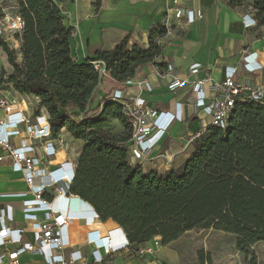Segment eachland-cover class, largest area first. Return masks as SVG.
<instances>
[{"label": "trees", "instance_id": "16d2710c", "mask_svg": "<svg viewBox=\"0 0 264 264\" xmlns=\"http://www.w3.org/2000/svg\"><path fill=\"white\" fill-rule=\"evenodd\" d=\"M63 1L17 0L24 22L16 34L19 50L0 38L11 67L6 76L1 72L0 84L7 79L19 94L39 98L53 136L64 128L83 140L69 193L88 202L101 221L119 225L130 248L154 236L166 245L193 228L233 234L239 250L264 241V103L236 101L228 126H208L180 167L144 172L128 160L131 128L121 104L103 97L92 105L99 84L93 61H102L116 82L132 78L139 66L161 55L166 25L149 29L147 47L129 45L126 35L110 50L98 49L94 58L78 62L71 55ZM251 8L264 24V0H252ZM113 121L123 126L121 133L110 131Z\"/></svg>", "mask_w": 264, "mask_h": 264}, {"label": "crops", "instance_id": "0c3cea01", "mask_svg": "<svg viewBox=\"0 0 264 264\" xmlns=\"http://www.w3.org/2000/svg\"><path fill=\"white\" fill-rule=\"evenodd\" d=\"M174 1L178 4L175 5ZM252 0H244L239 6L231 7L228 0H64L59 3L62 8L63 20L67 26L72 28L70 38V49L73 59L83 62L87 58H94L95 51L110 50L124 36H129V45L138 43L142 47L148 46L147 34L149 29L157 23L165 24L168 10L175 7H190L202 12V18L189 24L185 19H170L171 26L167 33L160 39L161 55L153 62L139 66L133 77V84L123 87L122 82H116L107 74L106 79L96 89L93 106L106 97L110 92L122 87L134 95H141L147 104L158 110L172 109L174 102H184L190 96V87L187 86L177 92H170L166 83L170 75L166 71V65L174 67V74L186 78L188 81L197 79L205 80V88L214 81L223 77L226 67H233L242 62L246 53L257 52L264 61V24L247 27L243 22V16L249 14L254 16L251 8ZM17 15V11H15ZM166 25V24H165ZM20 45V41L13 37ZM198 63V71L189 74V67ZM10 66V65H9ZM158 72H163L162 78ZM240 78L248 79L250 84H261L264 80V70L256 73H239ZM147 79L151 90L138 86L137 82ZM5 95L8 100H13L14 112L32 116L45 114L44 108H39V98L33 95H22L13 90L12 94H4L0 90V96ZM35 100L34 106L29 102ZM6 118L3 108H0V120ZM200 130L198 119L192 114V108L184 107V120L174 122L159 145L151 152L148 160L144 163L143 171H154L164 174L170 169L180 167L189 157L193 150L192 142L187 143L189 136ZM24 136L25 133L23 132ZM59 136H72L63 128ZM80 148L75 153H69L64 145L59 147L55 155L44 160L42 151L37 148L31 156L42 159L46 170H53L64 160L76 161L83 140L80 139ZM15 147L20 145V137L13 138ZM0 211L7 207L12 215V220H6V226L10 229L28 227L32 221L23 216V200L32 199L33 195L21 196L20 193L29 192L30 186L26 183L23 174L15 171L12 166V158L7 152L0 148ZM56 194L53 188L45 193L44 198L51 199ZM84 201V200H83ZM85 202V201H84ZM88 203V202H86ZM89 204V203H88ZM90 205V204H89ZM72 211L84 210L82 206L74 201L70 205ZM64 210H66V205ZM37 217L41 218L40 212ZM118 226L111 220L70 221L67 226L69 242L75 246L82 243L85 233L90 230H99L98 234H106ZM1 229V225H0ZM124 235L122 231H116V235ZM33 233L30 231L22 234V242H32ZM18 247L17 244L6 242L0 246V255H8ZM86 254L85 264H95L90 256V251L95 247L79 245ZM75 248V247H74ZM72 249H65L64 254ZM57 254V252H50ZM21 264H46L44 256L31 252H23L19 255ZM1 264H11L7 256L0 261Z\"/></svg>", "mask_w": 264, "mask_h": 264}, {"label": "built area", "instance_id": "2783aa9c", "mask_svg": "<svg viewBox=\"0 0 264 264\" xmlns=\"http://www.w3.org/2000/svg\"><path fill=\"white\" fill-rule=\"evenodd\" d=\"M175 5L178 4L174 1ZM185 19L189 24L202 18V12L190 7L171 8L165 17L166 28L171 26L170 19ZM245 26L252 27L258 25L254 16L246 14L243 16ZM24 22L17 14L10 18L7 15L0 17V38H12L14 34L20 33ZM5 53L0 50V63ZM264 54V53H263ZM6 59V55H4ZM95 70L99 75V84L108 74L102 61H93ZM166 71L170 79L166 87L170 92H177L190 87V96L184 102H174L173 108L168 110H158L147 104L141 95H134L125 90V86L133 84V77L122 82L121 89H115L106 97L108 100H116L122 106V114L125 116L131 128V138L127 143L128 160L132 165L141 166L148 160L151 152L159 145V142L172 126L174 122L184 120V107L192 108V114L198 119L200 130L189 136L187 143L192 142L204 130L212 125L225 128L229 124L232 109L236 101L255 100L264 103V80L261 84H250L248 79L240 78V72L256 73L264 70V61L257 52L246 53L242 62L233 67H226L223 77L219 81L211 82L205 88V80L197 79L188 81L174 74V67L167 64ZM200 65L194 63L189 67L188 73L194 74ZM2 67L0 64V74ZM163 78V72H158ZM98 84V85H99ZM138 86H143L146 90H151V85L147 79L137 82ZM13 100H8L5 95L0 96V108L6 113V118L0 120V148L5 150L13 160L12 166L15 171H20L26 183L30 186L29 192L18 195H33L32 199L23 200V216L26 220L32 221L28 227L10 229L6 226V220H12V215L7 207L0 211V246L6 242L17 244L18 247L8 255H0V261L7 256L11 264H21L19 255L23 252H31L44 256L46 264H85L86 254L82 252L79 245H91L95 247L90 251V256L95 264H113L110 262L111 253H117L125 248H129V243L124 230L119 226L125 235V241L116 245H110L111 232L105 235L98 234L99 230H90L85 233L82 243L73 246L69 242L67 226L70 221L100 220L94 208L84 202L80 197L69 193L70 185L75 175L76 161L64 160L53 170H46L41 162L42 159L31 156L37 148L42 151L44 160L55 155L57 149L63 145V140L57 134L53 136L51 125L47 114H37L32 116L23 115L21 112H14L12 109ZM204 116H200V114ZM22 128L25 135L23 136ZM20 137V145L15 147L13 138ZM2 156L0 155V160ZM50 188L56 191L52 198L46 199L44 195ZM76 201L81 207V202L88 205L84 210L70 209V205ZM66 205V210H64ZM40 212L41 218L37 217ZM30 231L33 233L32 242H22V234ZM151 240L155 243L160 241L159 236H154ZM75 247V248H74ZM64 254L65 249H72ZM57 252V254H49ZM1 264V263H0Z\"/></svg>", "mask_w": 264, "mask_h": 264}, {"label": "rangeland", "instance_id": "374dc122", "mask_svg": "<svg viewBox=\"0 0 264 264\" xmlns=\"http://www.w3.org/2000/svg\"><path fill=\"white\" fill-rule=\"evenodd\" d=\"M18 10L17 0H0V14L10 18L15 16ZM13 37L17 39V35ZM12 38L4 41L19 50V45ZM0 50L1 47H0ZM5 55V54H4ZM1 59L2 71L4 76L11 72V67L4 59ZM106 79L105 77L102 79ZM4 79L0 84V90L4 94H12L13 88ZM35 100L29 102L32 107ZM93 111V115L96 114ZM200 116H204L202 113ZM123 126L118 121H113L110 131L121 133ZM24 128H22V131ZM24 132V131H23ZM80 139L65 136L63 145L69 153L78 151ZM83 252V251H82ZM84 253V252H83ZM85 254V253H84ZM110 262L113 264H264V241H259L247 246L244 250L237 248V237L214 228H193L185 232L178 239L162 245L160 241L155 243L153 240L133 248H125L117 253H111Z\"/></svg>", "mask_w": 264, "mask_h": 264}, {"label": "bare ground", "instance_id": "6f19581e", "mask_svg": "<svg viewBox=\"0 0 264 264\" xmlns=\"http://www.w3.org/2000/svg\"><path fill=\"white\" fill-rule=\"evenodd\" d=\"M81 206H82L83 208H89L88 205L85 204V203H83V202H81ZM119 230H121V229H120L119 226H118L117 228L113 229V231L111 232V241H110V245H116V244H119V243H122V242L125 241V235L123 234V232H122V234L124 235V238H123L122 235H120V234L117 235V236H115V235H116V231H119ZM121 231H122V230H121Z\"/></svg>", "mask_w": 264, "mask_h": 264}]
</instances>
